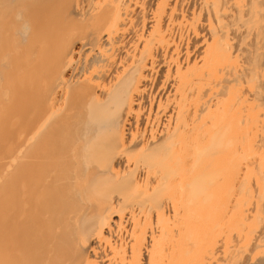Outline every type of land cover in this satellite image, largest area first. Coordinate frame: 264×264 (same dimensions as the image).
I'll list each match as a JSON object with an SVG mask.
<instances>
[{
	"label": "bare ground",
	"instance_id": "bare-ground-1",
	"mask_svg": "<svg viewBox=\"0 0 264 264\" xmlns=\"http://www.w3.org/2000/svg\"><path fill=\"white\" fill-rule=\"evenodd\" d=\"M0 264H264V0H0Z\"/></svg>",
	"mask_w": 264,
	"mask_h": 264
}]
</instances>
